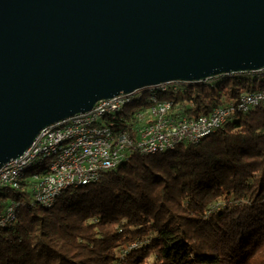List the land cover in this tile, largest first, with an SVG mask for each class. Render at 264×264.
Here are the masks:
<instances>
[{
	"label": "trees",
	"instance_id": "trees-1",
	"mask_svg": "<svg viewBox=\"0 0 264 264\" xmlns=\"http://www.w3.org/2000/svg\"><path fill=\"white\" fill-rule=\"evenodd\" d=\"M264 91L250 73L182 83L161 98L175 117H200ZM136 105L108 125L132 139ZM32 183L0 193V264H264V107L237 114L196 144L132 154L51 208L29 203Z\"/></svg>",
	"mask_w": 264,
	"mask_h": 264
},
{
	"label": "water",
	"instance_id": "water-1",
	"mask_svg": "<svg viewBox=\"0 0 264 264\" xmlns=\"http://www.w3.org/2000/svg\"><path fill=\"white\" fill-rule=\"evenodd\" d=\"M264 68V0H0V168L101 100Z\"/></svg>",
	"mask_w": 264,
	"mask_h": 264
},
{
	"label": "bare ground",
	"instance_id": "bare-ground-1",
	"mask_svg": "<svg viewBox=\"0 0 264 264\" xmlns=\"http://www.w3.org/2000/svg\"><path fill=\"white\" fill-rule=\"evenodd\" d=\"M257 79H264V68L255 71L247 72ZM182 83L163 84L156 88H147L138 90L132 94L118 96L106 101H112L109 108L94 109L84 113V116L74 115L59 123L43 128L31 144V150L25 151L17 162H25L18 165L15 164V159L0 168V173H13L10 179V184L0 183V192L2 190L18 191L22 187L24 181L36 183L39 177H47L49 173L63 172L67 168L77 166L79 160L91 161V154L98 150L107 148V150H115V143H112L111 137L117 136L111 127L109 120L112 116L119 114L130 105H136V109L149 110L163 103H171L169 100L161 98L160 93L166 92L169 88L176 90ZM264 107V91L244 92L236 101L227 102L222 106L214 108L213 111H218V114H244L253 110L256 107ZM94 116V117H93ZM204 117V116H200ZM234 117H225L218 125H207L200 131H195L191 142L187 139H176L173 143H158L152 146V149L141 150V145L126 144L123 145L124 154L122 157L112 155H102V165L91 166L87 170V176L80 180H67L52 187L50 191H34L33 204L44 208H51L62 192L69 188H78L89 183L95 182L99 176L107 171L115 170L117 167L132 154L136 153L140 156L155 155L166 151L173 150L179 144H196L202 138L211 135L219 128L223 127ZM186 123H190V117L182 116L164 118V127H181ZM61 132H70L66 135H60ZM43 142H52L51 144H43L38 147L36 140L42 138ZM55 158L54 162H49ZM39 189H46V182H39ZM16 205L10 204L3 212H0V227L9 225L15 219Z\"/></svg>",
	"mask_w": 264,
	"mask_h": 264
},
{
	"label": "built area",
	"instance_id": "built-area-1",
	"mask_svg": "<svg viewBox=\"0 0 264 264\" xmlns=\"http://www.w3.org/2000/svg\"><path fill=\"white\" fill-rule=\"evenodd\" d=\"M112 101L101 100L97 102L94 109V116L96 115V109L100 108H109ZM172 103H163L155 108H150L149 110H140L137 109L134 114L135 118L141 122L139 127L136 129L135 136L131 139L128 134H118L117 136H112V143H115V150H107L103 148L98 150L95 153H82V154H91V161H81L79 160L77 166L72 168H67L63 172H53L49 173L47 177H39L36 179V183H32V192L34 191H50L52 187H56L67 180H80V178L87 176V170L91 166L102 165V155H112L117 157H122L123 145L126 144H137L141 145V150L152 149L154 144L158 143H173L176 139H187L191 142L193 134L195 131H200L207 127V125H218L225 117H234L231 114H218V111H213L204 117H190V123H186L181 127H164V118L172 117ZM79 116H84L83 114H76ZM93 116V117H94ZM70 132H61L58 134L66 135ZM56 136L52 142H43L42 138L36 140L38 147L43 144L53 143ZM30 151V155L33 151L30 147L26 150ZM25 162H17L15 159V164L18 165ZM13 176V173H0V183L10 184V179ZM39 182H46V189H39Z\"/></svg>",
	"mask_w": 264,
	"mask_h": 264
},
{
	"label": "rangeland",
	"instance_id": "rangeland-1",
	"mask_svg": "<svg viewBox=\"0 0 264 264\" xmlns=\"http://www.w3.org/2000/svg\"><path fill=\"white\" fill-rule=\"evenodd\" d=\"M240 95H241V94H240ZM225 104H226V103H225ZM234 117H235V116H234ZM170 151H171V150H170ZM54 161H55V158H52V159L49 160L50 163H51V162H54ZM2 191H3V190H2ZM2 191H1L0 193H2ZM33 199H34V198H33V195H32V197L28 200V202H29V203H33ZM10 204H11V202L8 204V206H9ZM12 204L16 205V209H17V204H16V202H12ZM8 206H7V207H8ZM7 207H6V208H7ZM6 208H5V209H6Z\"/></svg>",
	"mask_w": 264,
	"mask_h": 264
}]
</instances>
